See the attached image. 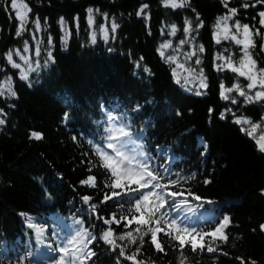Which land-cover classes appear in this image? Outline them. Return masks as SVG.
<instances>
[{
	"label": "trees",
	"instance_id": "16d2710c",
	"mask_svg": "<svg viewBox=\"0 0 264 264\" xmlns=\"http://www.w3.org/2000/svg\"><path fill=\"white\" fill-rule=\"evenodd\" d=\"M23 3L29 12L18 29L11 0H0L4 264L19 258L23 264H52L56 259L63 264H264V152L249 131V126L260 129L264 123V102L251 98L262 88L255 86L247 99L235 92H226L229 100L221 98V83L228 88L248 81L223 67L230 57L240 59L242 46L231 41L216 44L213 36L216 20L226 8H237L236 18L260 29L258 12L264 6L243 7L255 0H190V7L175 9L164 5L169 0ZM89 7L98 9L91 28ZM196 16L203 26L187 37L191 43L181 44L185 20L195 28ZM113 21L119 25L115 33ZM171 26L177 27L175 35ZM48 37L53 39V60L45 66ZM262 39L255 41L258 72L264 70ZM25 42L28 53L23 52ZM200 45L202 53L197 51ZM10 49L29 57L27 80L20 79L19 57L12 60L16 67L6 60ZM194 51L197 55L189 57ZM9 90L17 95L11 96ZM116 130L125 147L121 150L148 161V171L154 170L163 192L147 182L142 189L126 183L112 186L107 162L86 142L115 161L108 142ZM129 188L141 195L152 193L141 209H151L157 194L165 196L161 211L166 220L139 224L133 217L142 212L122 199ZM225 216V227L216 233ZM171 221L187 233L173 230ZM61 224L70 230H62ZM148 227L157 229L155 244ZM81 232L89 235L77 238ZM105 232L111 233L112 244L102 238ZM81 242L85 254L77 259L74 250ZM65 245L68 251L60 252Z\"/></svg>",
	"mask_w": 264,
	"mask_h": 264
},
{
	"label": "snow or ice",
	"instance_id": "6c2138e0",
	"mask_svg": "<svg viewBox=\"0 0 264 264\" xmlns=\"http://www.w3.org/2000/svg\"><path fill=\"white\" fill-rule=\"evenodd\" d=\"M223 3V2H222ZM224 4V3H223ZM256 4L264 6V0H255V4L251 3H245L243 5L244 8L252 7L255 8ZM166 7H173L175 8H186L190 7V0H169L168 4H164ZM225 7V5H224ZM11 8L12 10L15 11V17L16 20L19 22L18 29L23 28V20H24V14L29 12V6L25 3H23V0H11ZM87 11V25L89 28H91L94 23H95V17L94 13L98 11V9H94L92 7H89L86 9ZM193 12H195V9H192ZM237 8H226V14L223 16H219L216 20L215 24V30L213 32V36L215 39L216 44L221 43V41H231L234 42L235 45H240L242 46L241 52L242 55H240V59L237 61L235 60L234 57H230L223 67L230 68L232 72L234 73H239L240 77H246L248 83L241 84L239 86L232 85L231 87L225 88V85L221 83L224 87V92L220 96L222 99H230L229 95H226L227 93H238L239 97L247 99L249 95V92L254 90L255 86L257 84L260 85L262 89H264V70L262 68H259V76H257L256 72L254 69L258 68V64L256 59H254V52H255V41L257 37H264V10L258 12V17H259V25L261 26L260 29H257L255 25H250L248 23H242L240 19L236 18L237 17ZM253 20H255V17H252ZM39 21V19H36ZM78 20V18H77ZM196 25L195 28L193 25L191 26V29L189 27V21L185 20L184 28H183V33L185 36V39H182L180 41L181 44H186V43H191V41L187 38L189 37L190 33L194 32L193 30L197 31L199 28L203 26V24L200 23V17L196 16ZM230 21L232 22L230 24ZM47 24V21L45 20V25ZM60 25L62 28L67 30V25L65 24L63 18L60 20ZM119 25L113 21L112 26H111V31L115 33L118 29ZM36 32L40 31L39 29H35ZM101 31L104 33V39H108V33L107 31H104L103 26H101ZM177 31L176 26H171V34L175 35ZM67 34V33H66ZM17 38H19L18 34H15ZM113 39L115 37L113 36ZM62 42L65 44L67 41L64 40V37H61ZM41 43L40 41H37V44ZM48 44V51H47V60L45 61V66L49 61L53 60V55H52V44H53V39L52 37H48L47 40ZM262 45H264V39H262ZM165 47L170 46V43L165 44ZM112 49L109 48V51ZM262 51H264V47L261 48ZM29 51V42H25L23 44V52L28 53ZM198 52H204V47L203 45L198 46L197 48ZM39 48H37V55H39ZM189 57L197 55V52H191L188 54ZM14 56L19 57L20 60L24 61L25 63H28V58L26 55H21V52L19 50H8L6 52L5 58L8 61L9 65L11 67H16V65L12 64V60L14 59ZM234 62L238 66H234ZM197 64H200L201 61L200 59L196 60ZM30 67V66H29ZM39 67V65H37ZM221 67V66H218ZM28 75L26 72L23 70L21 71L20 79L22 80H27ZM203 79V77H201ZM5 79H10V77L6 76ZM220 84V86H221ZM206 83L201 84L202 87H207ZM9 89H11V85H9ZM226 89V90H225ZM9 93L11 96L15 97L17 94L16 92L9 90ZM0 95H3L2 92H0ZM252 100H260L261 102H264V91H256L255 96H251ZM231 103L235 104L237 103V100L231 99ZM221 117H224V113H221ZM5 123L4 119H0V125H3ZM236 123H240L239 120L236 121ZM109 132H114L115 129L113 127L108 129ZM119 132L122 133L123 129L119 128ZM33 136H38L37 133H33ZM122 139L119 137H113L111 140L108 142V146L112 148L113 152L116 155V160L113 161L111 157L105 155L100 148H97L94 146V144L90 142H86L88 145L92 147L93 152L97 153L100 155V158L102 161L107 162V171L111 173V184L113 187L116 186H121L123 183H126L128 185L135 184L139 188H145L146 182L149 184H152L153 189L160 188V192H163V187L160 185V181L157 179V176L153 175L154 170L148 171V161L141 162L140 159L137 157L129 156L123 152L122 149ZM97 143H100V141H97ZM260 150L261 152H264V142H260ZM91 179V177H89ZM204 183H209V181H204ZM152 193L145 192L143 195L139 191H137L134 188H129L128 193L126 194L125 197H122V199L125 200V203L129 204L130 208H135L136 211L142 212L141 217L136 218L133 217L134 219L138 220V223L141 225H155L157 220H159L161 223L166 220L165 214L161 211V204L165 202L166 197L163 195H156L155 200L156 203L154 206L149 209L147 207L141 209L140 205L143 201L147 200L148 196L151 195ZM136 197H139V199H136ZM83 200L87 203L89 202V197L85 196L83 197ZM135 200V204H132V201ZM112 203V201H110ZM97 209H95L96 211ZM80 213H83V210H80ZM153 213L156 214V219H153ZM228 221V217H224V223H221L220 227L216 229V233H219L222 228L225 227L226 223ZM107 223V221H105ZM62 230H70L68 229L67 224H61L58 225ZM173 230L177 231L178 233H187V229L180 228L177 229L176 223L174 221L170 222L169 225ZM264 227V226H262ZM147 231L151 233L152 237V243L155 244L156 242V235H157V229L155 227H148ZM141 233H143V229L141 230ZM216 233H213L215 235ZM89 235V233L81 232L79 235H77V238H82L83 236ZM111 235L110 232H105L103 235V239L109 243L112 244L113 241L109 238ZM95 239V237H93ZM123 238V237H121ZM177 239L180 240L181 244L184 243L183 237L181 235H178L176 237ZM75 239V238H74ZM131 239V237H129ZM71 243V242H70ZM193 247H195V244H193ZM85 248L86 245L81 242V245L79 249L74 250L76 252V258L78 259L79 255H84L85 254ZM52 251H56L55 248L52 249ZM60 252H67L68 251V245H65L63 248L59 250ZM208 252L211 253L213 252L212 248L208 249ZM120 255H123V250H121ZM0 264H4V260L0 259ZM9 264H23L22 259H17L15 262L14 261H9ZM52 264H63V261L56 259L53 260ZM252 264H255V261L252 262Z\"/></svg>",
	"mask_w": 264,
	"mask_h": 264
},
{
	"label": "rangeland",
	"instance_id": "374dc122",
	"mask_svg": "<svg viewBox=\"0 0 264 264\" xmlns=\"http://www.w3.org/2000/svg\"><path fill=\"white\" fill-rule=\"evenodd\" d=\"M26 18V13L24 14V20ZM23 20V22H24ZM28 58V63H25L24 61L20 60L18 58V62H17V66L23 70L24 72H27L31 67H29V57L27 56ZM25 67V68H24ZM254 71L256 72L257 76H259V72L254 69ZM256 86H260L259 84H257ZM257 91H262V89L260 90H257ZM261 128L258 129L259 125H253V126H249V131L251 132V134H255L256 136V142H257V145L260 147V142H264V123H262L261 125Z\"/></svg>",
	"mask_w": 264,
	"mask_h": 264
}]
</instances>
